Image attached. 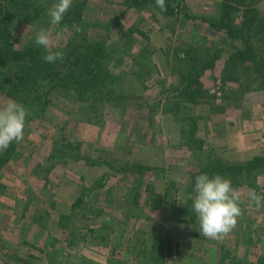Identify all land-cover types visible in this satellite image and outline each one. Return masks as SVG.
I'll list each match as a JSON object with an SVG mask.
<instances>
[{
    "label": "rangeland",
    "instance_id": "rangeland-1",
    "mask_svg": "<svg viewBox=\"0 0 264 264\" xmlns=\"http://www.w3.org/2000/svg\"><path fill=\"white\" fill-rule=\"evenodd\" d=\"M86 1L70 16L75 24L86 23L83 32L90 40L107 41L120 99L103 107L91 103L89 95L79 101L72 91L51 92L43 114L26 118L23 139L9 146L13 158L0 167V264H161L149 260L153 244L164 264H264V206L247 198L249 190L264 195V173L254 188L234 186L242 193L244 214L223 239L200 235L187 199L191 174L210 156L230 162L264 156V89L238 70L223 79L225 62L239 42L209 24L207 18L218 19L221 0H170V16L150 3L134 8L127 0ZM54 2L26 20L36 21L14 23L15 48L30 45L47 53L35 45L41 28L53 34L50 50L65 48L67 24L51 25L47 15ZM257 8L264 18V0ZM57 32H63L62 39L55 38ZM198 37L218 49L219 57L200 77L207 98L180 102L173 90L180 58ZM139 64L150 71L142 74V83L135 78ZM8 101L0 94V107ZM185 116L196 120L201 150L178 142L179 118ZM65 145L91 159L135 171L149 168L125 174L84 159L64 163L70 148ZM99 179L102 185L86 191L83 203L74 206L81 187ZM155 235L161 237L156 242Z\"/></svg>",
    "mask_w": 264,
    "mask_h": 264
},
{
    "label": "trees",
    "instance_id": "trees-1",
    "mask_svg": "<svg viewBox=\"0 0 264 264\" xmlns=\"http://www.w3.org/2000/svg\"><path fill=\"white\" fill-rule=\"evenodd\" d=\"M51 1L45 0V3L40 4L39 0H0V94L23 104L31 112L27 118L43 114L52 102L51 92L64 93V91H72L79 101L89 95L91 103H94V101L99 102L101 105L103 104V107L110 101L116 102L120 99V94H115L113 84L115 80H119V76L114 75L110 69L109 64L113 54H111L112 50L107 41L90 40L89 34L83 32L87 27L85 22H82L81 25L82 32L74 33L72 31L75 19L70 16V13L73 11L79 14L81 6L87 2L86 0H73L70 10L63 19L70 31V37L64 46L63 51L66 55L62 61L45 62L43 57L47 53H40L34 46L24 45L20 49L14 47L11 41L14 23L21 19H24L26 23L36 21L37 19L34 21L26 20L31 15L39 17L41 10H44ZM259 1L221 0L218 19L211 17L207 19L212 27L220 28L232 41L239 42V46L235 48V51L228 56L225 62L227 66L224 69L223 79L225 76L232 79V76L236 75L235 73L238 70L246 73L250 78L251 76L254 77V79L251 78L249 83L255 82L256 89H264V18L260 16L257 8ZM126 2L128 3L127 7L137 8L150 3L158 8L155 5V0H127ZM165 3L167 11L163 13L170 16L173 13L171 2L165 0ZM78 18L82 19L80 15ZM132 31L146 36L140 29H129V32ZM145 38L148 39V37ZM218 52V49L212 50L202 37H198L195 42L186 44L183 49V58H180L182 69L178 72L177 86L173 87L180 102L186 101L195 104L207 98L208 93L203 88L200 77L204 72L214 68L219 57ZM134 63H138L135 58ZM139 65L140 69L135 73V78L139 83H142L144 82L142 74H148L150 71L149 68L145 67V64ZM92 107H95V110L99 109L94 104ZM179 122L181 123L179 127V144L185 145L189 149L197 148L201 150L202 140L195 135L196 120L191 116H185L179 118ZM64 147L65 149L70 147L67 154L69 156L62 157L64 163L69 158L84 159L89 165L96 163V166H107L115 173L123 172L125 174L140 173V171L149 168L138 166L140 169L135 171L131 167L115 165L107 160L85 157L83 154L77 153V147H75L76 153H70L74 150L73 147L69 145ZM12 148L0 151V167L13 158ZM52 167L53 165L46 168V171H52ZM202 173H207L209 176L220 174L230 178L233 186L244 185L248 188H254L253 181L256 180L258 175L264 173V156L255 155L250 159L239 162H230L218 156H210L208 162L191 174L188 196L194 195L195 178ZM100 179H102V176ZM100 179L87 187H81L80 193L73 203L74 206L83 203V196L86 191H92L102 185ZM160 238L159 235H155L154 242ZM156 248L157 253L155 252ZM152 249L148 254L149 260L151 262L161 261V264H164L161 249L154 244ZM145 264L148 263L145 262Z\"/></svg>",
    "mask_w": 264,
    "mask_h": 264
},
{
    "label": "clouds",
    "instance_id": "clouds-1",
    "mask_svg": "<svg viewBox=\"0 0 264 264\" xmlns=\"http://www.w3.org/2000/svg\"><path fill=\"white\" fill-rule=\"evenodd\" d=\"M40 4L45 0H39ZM73 0H55L47 8V15L51 25H59L70 10ZM155 5L162 12L167 11L165 0H155ZM74 33L83 31L78 24L72 25ZM56 39L63 38V32L55 34ZM53 34L49 29L41 28L35 36V45L48 50L43 57L45 62L54 63L65 58L63 50H50ZM29 115L26 107L14 100L8 101L0 107V151L9 148L13 142H20L24 137L26 118ZM249 203L256 207L264 206V195H259L255 190H249L247 196ZM192 201V212L195 213L199 224L201 236L209 239H223L230 234L243 216L241 208L242 193L235 188L230 178L220 174L209 176L202 173L195 178L194 195L188 198ZM187 204V201L182 202Z\"/></svg>",
    "mask_w": 264,
    "mask_h": 264
},
{
    "label": "crops",
    "instance_id": "crops-1",
    "mask_svg": "<svg viewBox=\"0 0 264 264\" xmlns=\"http://www.w3.org/2000/svg\"><path fill=\"white\" fill-rule=\"evenodd\" d=\"M5 231H7V230H5ZM3 232H4V230L2 229V230H1V233H3ZM7 238H8V237H7Z\"/></svg>",
    "mask_w": 264,
    "mask_h": 264
}]
</instances>
